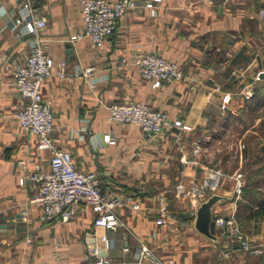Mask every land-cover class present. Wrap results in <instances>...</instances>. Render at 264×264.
<instances>
[{
    "label": "crops",
    "instance_id": "obj_1",
    "mask_svg": "<svg viewBox=\"0 0 264 264\" xmlns=\"http://www.w3.org/2000/svg\"><path fill=\"white\" fill-rule=\"evenodd\" d=\"M32 1L35 15L48 17L43 37L56 62L43 92L52 102L57 146L72 153L78 168L97 172L105 194L132 196L140 206H119L129 227L116 230L97 227V212L88 205L67 222L41 219L40 207L30 202L37 184L30 177L22 183L21 177L31 174L36 163L48 166L51 152L40 149L38 137L21 128L16 113L22 97L14 85V70L31 51L33 35L13 27V18L24 12V0H0V224L8 217L7 227L0 228V264H96L89 249V242L96 241L101 255L114 264H139L141 241L174 264H253L223 230L218 229V240L200 232L195 224L199 204L177 197L175 187L183 179H203L210 166L221 167L226 176L217 191L225 197L214 208L219 215H237L242 194L237 196L232 174L242 166L245 186L264 190L261 153L245 149L237 154L216 144V131L227 124L220 110L224 96L253 92L264 81L256 76L264 68V19L259 16L264 0H137L141 6L121 18L101 47L88 37L71 40L84 28L81 0ZM148 1L154 8L144 5ZM153 51L176 60L185 77L155 87L137 66L121 64L123 56ZM62 60L73 74L89 65L99 71L94 81L64 79L57 74ZM131 100L166 110L189 129L154 135L109 117L111 102ZM178 131L197 162L182 161ZM108 133L114 143L105 140ZM197 146L201 153H195ZM23 160H28L25 167ZM164 200L174 217L158 224ZM246 228L253 240L264 242V216L250 219ZM101 234L108 239L101 240ZM262 257L255 264H264Z\"/></svg>",
    "mask_w": 264,
    "mask_h": 264
},
{
    "label": "built area",
    "instance_id": "obj_2",
    "mask_svg": "<svg viewBox=\"0 0 264 264\" xmlns=\"http://www.w3.org/2000/svg\"><path fill=\"white\" fill-rule=\"evenodd\" d=\"M84 15L83 30L71 35V40L88 37L98 46H104L116 32L121 18L131 9L141 6L137 0H81ZM146 6L154 8L152 1L145 2ZM23 14L13 18V27L20 31L21 35L32 34V48L24 62L18 64L14 70V85L22 97V104L16 115L20 126L25 132L35 134L38 137V146L42 150L51 152L48 166L36 163L31 174L21 177L24 183L27 177L32 178L37 189L30 198V202L41 209V219L49 222L54 219L62 221L71 220L83 207L88 205L97 212L95 225L104 226L116 230L120 227H129L126 221L117 211V208L126 203H133L135 207L140 204L133 202V197L126 199L120 195H107L100 184L99 175L95 171H85L77 167L72 153L69 150L57 146L52 132L56 128L55 114L52 102L45 98L43 85L46 79L53 74L56 62L47 51V45L43 37V30L48 24V17L35 15L32 0H24ZM259 16L264 19V6L259 10ZM67 61L59 62L57 74L64 79L73 77H88L94 81L95 74L99 71L96 65H89L80 72L73 74L67 70ZM122 65L137 66L141 76L161 86L166 82L182 80L185 77L180 64L163 54L153 51L138 53L132 58L123 56ZM95 86V83H91ZM224 101H230V95L224 96ZM109 117L112 120L130 123L141 130L154 135H161L167 129H189L181 119H173L168 111L152 107L142 100L114 101L108 106ZM180 149L184 152V163L197 162L191 159L185 151L181 131L175 132ZM105 140L114 143L116 140L111 134H105ZM243 150L245 145H240ZM195 153H201L199 146L195 147ZM28 160L22 161L25 167ZM226 173L221 167L210 166L207 175L203 179L192 178L181 180L175 187V194L179 198H192L198 204L217 193L221 187ZM232 177L235 179V191L241 196L246 184L245 173L238 169ZM161 216L158 224H167L173 220L174 211L169 203L164 200L160 206ZM218 229L228 234L230 240L240 249L254 254L264 253V242H256L245 232L235 212L228 215H219L216 220ZM95 235L98 232L95 231ZM101 240H107V234L99 235ZM89 249L96 255V264H114L107 256L101 255V246L98 241ZM139 264H174L173 260L163 259L147 243L141 241L137 254Z\"/></svg>",
    "mask_w": 264,
    "mask_h": 264
},
{
    "label": "rangeland",
    "instance_id": "obj_3",
    "mask_svg": "<svg viewBox=\"0 0 264 264\" xmlns=\"http://www.w3.org/2000/svg\"><path fill=\"white\" fill-rule=\"evenodd\" d=\"M262 71L264 72V68ZM256 76L257 80H264V75L257 74ZM230 93H228L230 95V101H224V104L220 107L221 112H224L223 115L225 117L227 116V119H225L227 124L221 126L216 131L218 136L216 144L220 145L222 149L227 147L230 151L238 150L237 154L243 152L245 149L254 154L259 152L264 158V150H262L264 147V99L258 101L254 97L252 90ZM242 144L245 145L243 150L240 146ZM242 167L240 169L246 175ZM256 170L259 171L260 169ZM263 174L262 176H264ZM241 251L243 257L253 264L259 263L263 259L262 256H264V253L253 254L243 250Z\"/></svg>",
    "mask_w": 264,
    "mask_h": 264
},
{
    "label": "trees",
    "instance_id": "obj_4",
    "mask_svg": "<svg viewBox=\"0 0 264 264\" xmlns=\"http://www.w3.org/2000/svg\"><path fill=\"white\" fill-rule=\"evenodd\" d=\"M253 95L256 99H258V101L264 99V81L255 85ZM262 150H264V147ZM262 180L264 182V176ZM253 195L255 196V199L251 198ZM248 198L253 199V201L249 200L251 202L249 203L246 201ZM237 216L239 218L240 225L244 230L247 229L246 226L250 219L254 217H263L264 190L256 185L252 187L245 186L243 188L242 197L239 199V210L237 212Z\"/></svg>",
    "mask_w": 264,
    "mask_h": 264
},
{
    "label": "water",
    "instance_id": "obj_5",
    "mask_svg": "<svg viewBox=\"0 0 264 264\" xmlns=\"http://www.w3.org/2000/svg\"><path fill=\"white\" fill-rule=\"evenodd\" d=\"M262 75H264V72H262ZM224 199V196L215 193L202 201L196 210L195 224L197 229L213 240H218L216 220L219 217V214L215 212L214 208L218 203L223 202ZM19 216L20 215H18V217ZM7 219L8 217H2L1 220L3 221L0 224V228L7 227ZM3 224L6 226H3Z\"/></svg>",
    "mask_w": 264,
    "mask_h": 264
}]
</instances>
